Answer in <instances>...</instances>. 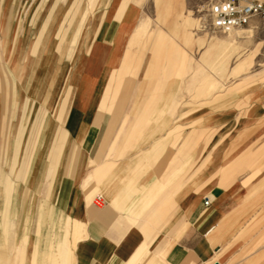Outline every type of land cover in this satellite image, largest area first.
I'll use <instances>...</instances> for the list:
<instances>
[{"label": "rangeland", "instance_id": "374dc122", "mask_svg": "<svg viewBox=\"0 0 264 264\" xmlns=\"http://www.w3.org/2000/svg\"><path fill=\"white\" fill-rule=\"evenodd\" d=\"M215 1L218 0H10L6 10L0 11V72L13 86L8 102H4L0 91V264H17L18 248L26 243L32 250L37 239L43 248L51 244V249L58 251L59 242L67 235L62 213L57 212L53 219L47 209L40 212L38 207L52 198L55 204L56 179L49 192L41 187L32 208L29 207L32 190L25 206L16 212L5 201L6 179L13 189L27 185L18 171L24 164L30 167L32 157L41 148L37 130L40 127L42 130L48 108L41 101L30 99L25 91L22 98L16 97L15 87L22 77V73L17 77L13 65L15 39L19 35L24 38L19 56L21 72L28 59L41 58L51 43L57 49L62 38L74 36L79 25L78 40L83 30L88 35L94 26L91 39L82 47L85 56H92L103 25L113 18L125 19L131 10L134 26L119 51L118 62L108 64L110 70L104 84L105 103L115 105L121 117L110 163L122 165L137 155L142 157L144 151L154 146L162 152L171 149L174 156L165 167L168 170L164 178L179 173L182 175L178 177L187 183L198 177L201 186L214 178H223L204 174L203 167L211 165L215 150L223 153L222 160L216 161L217 167L241 172L255 167V140L264 135V127L246 125L254 121L257 109L264 111V19L256 17L248 25L235 29L243 37L234 38L211 26L209 9ZM54 4L62 9L58 15L62 21L55 28L51 22L57 9L50 12ZM13 18L21 25L10 32ZM141 24L143 30L132 40L131 35ZM249 28L253 29L250 36ZM130 39L134 42H129ZM159 45L162 51L156 47ZM112 48L109 45L110 52ZM253 53L251 63L235 72L237 64ZM70 95L68 86L56 97L53 116L57 120L56 129H62L60 119L66 115ZM260 117L262 121L264 113ZM26 155L32 156L26 160ZM192 168L196 169L193 176ZM255 173L251 178H255ZM136 177L129 173L127 186ZM91 181L94 183L96 177ZM99 194L104 193L97 188L89 199L95 208ZM10 222L12 227L6 231L5 225ZM162 226L145 224V231L151 230L144 241L143 253L148 255L140 257L139 264H151L149 253L159 245L156 238ZM76 248L77 244L72 264H77Z\"/></svg>", "mask_w": 264, "mask_h": 264}, {"label": "crops", "instance_id": "0c3cea01", "mask_svg": "<svg viewBox=\"0 0 264 264\" xmlns=\"http://www.w3.org/2000/svg\"><path fill=\"white\" fill-rule=\"evenodd\" d=\"M1 1L0 11H5L10 0ZM61 10L57 4L50 8L56 15L51 22L54 28L62 21L58 18ZM132 16L129 10L125 19L113 18L104 24L92 56H85L82 47L91 39L94 26L88 35L83 30L78 40L79 25L74 36L62 38L58 54L51 43L41 58L28 59L21 72L19 56L24 38L19 35L15 39L13 65L17 77L22 73L15 87L16 97L22 98L25 91L30 99L41 101L48 108L42 130L41 127L37 130L41 148L34 153L30 167L24 164L18 171L27 185L13 189L6 179V205L18 211L25 206L32 190L34 194L29 200L32 208L41 187L49 192L56 179L55 204L52 198L38 207L40 212L47 209L53 219L57 212L62 213L64 230L70 236V240L67 235L61 239L58 251L51 249V244L43 248L40 239L32 250L25 243L18 248L17 264H72L76 244L77 264H139L140 257L148 255L143 253L146 235L151 233L150 229L145 231L147 222L163 225L156 238L159 245L149 253L151 264H264V135L255 140V167L245 172L217 167L216 161L222 160L223 153L215 150L211 165L203 167L204 174L223 178H214L202 186L198 177L187 183L178 177L182 175L179 173L164 178L168 170L165 167L174 156L171 149L162 152L154 146L144 151L142 157L137 155L122 165L110 163L121 117L115 105L105 103L104 84L110 70L108 64L118 62L119 51L129 39L134 26ZM16 25L19 28L21 23L17 24L13 18L10 32ZM141 30L142 24L131 39L135 40ZM248 30L250 36L253 29ZM230 34L234 38L243 37L239 30ZM8 38L9 43L11 35ZM131 39L129 42H134ZM109 45L113 47L111 52ZM156 47L162 49L160 45ZM254 54L237 64L234 71H242ZM9 81L0 72L4 102L10 100L13 90ZM68 86L70 102L65 117L60 119L62 129H56L57 120H53L56 97ZM263 113L257 109L254 121L246 127L263 128L264 119L259 121ZM29 156L32 155H26V160ZM191 170L192 175L196 169ZM219 171L224 173H214ZM254 171L255 178H251ZM129 173L137 176L131 186H127ZM92 177H96L94 183ZM97 188L109 202L104 208L89 203ZM11 224L6 223V231Z\"/></svg>", "mask_w": 264, "mask_h": 264}, {"label": "built area", "instance_id": "2783aa9c", "mask_svg": "<svg viewBox=\"0 0 264 264\" xmlns=\"http://www.w3.org/2000/svg\"><path fill=\"white\" fill-rule=\"evenodd\" d=\"M209 14L214 29L229 33L248 25L256 17L264 19V0H218L211 4ZM94 204L105 205L106 201L99 194Z\"/></svg>", "mask_w": 264, "mask_h": 264}, {"label": "bare ground", "instance_id": "6f19581e", "mask_svg": "<svg viewBox=\"0 0 264 264\" xmlns=\"http://www.w3.org/2000/svg\"><path fill=\"white\" fill-rule=\"evenodd\" d=\"M251 30H252V29H251ZM251 30H250V31H251ZM248 31H249V30H248ZM231 32H232V31H231ZM229 33H230V32H229ZM100 206H102V205H100Z\"/></svg>", "mask_w": 264, "mask_h": 264}]
</instances>
